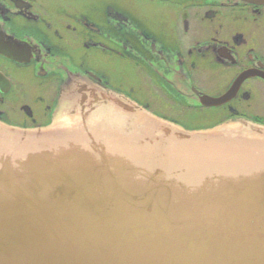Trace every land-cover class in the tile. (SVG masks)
<instances>
[{"label": "water", "instance_id": "water-1", "mask_svg": "<svg viewBox=\"0 0 264 264\" xmlns=\"http://www.w3.org/2000/svg\"><path fill=\"white\" fill-rule=\"evenodd\" d=\"M55 107L0 123V264H264V127L185 129L82 75Z\"/></svg>", "mask_w": 264, "mask_h": 264}, {"label": "flooded vegetation", "instance_id": "flooded-vegetation-1", "mask_svg": "<svg viewBox=\"0 0 264 264\" xmlns=\"http://www.w3.org/2000/svg\"><path fill=\"white\" fill-rule=\"evenodd\" d=\"M76 75L185 129L264 127V0H0L1 124H49Z\"/></svg>", "mask_w": 264, "mask_h": 264}]
</instances>
